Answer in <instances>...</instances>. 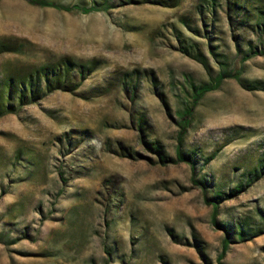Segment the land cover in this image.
Wrapping results in <instances>:
<instances>
[{
    "label": "rangeland",
    "instance_id": "obj_1",
    "mask_svg": "<svg viewBox=\"0 0 264 264\" xmlns=\"http://www.w3.org/2000/svg\"><path fill=\"white\" fill-rule=\"evenodd\" d=\"M48 1L98 9L0 0V83L74 64L0 117V264H264V0Z\"/></svg>",
    "mask_w": 264,
    "mask_h": 264
},
{
    "label": "trees",
    "instance_id": "obj_2",
    "mask_svg": "<svg viewBox=\"0 0 264 264\" xmlns=\"http://www.w3.org/2000/svg\"><path fill=\"white\" fill-rule=\"evenodd\" d=\"M28 3L44 8H53L57 11H65L72 12L78 11L83 14H89L98 9L96 5H92L91 7H80L75 5L72 8L63 7L62 5L55 3L53 1L48 0H25ZM184 0H158L157 4L163 7L176 8L182 4ZM211 4H214L216 0H208ZM151 2L150 0H143V3ZM10 52L7 47L0 44V54ZM74 69V64L69 59H62L60 63L56 66L47 65L41 68L32 69L25 74L17 77H8L0 83V117L6 114H17V112L21 109L22 106L27 104L36 103L42 95L52 93L54 91H71L73 88L71 87L70 75ZM93 70V68L91 69ZM222 75L218 77L220 80ZM207 91L206 87H200L195 89L192 97L193 100L196 101L199 97L203 95ZM197 97V98H195ZM188 112H183L182 115L186 116ZM181 130L178 134V146L176 147V161H189V156L184 153L182 150V137L184 132L186 131L185 125H179ZM158 153L159 159L164 164L165 161L175 162L172 159H168L164 157L159 149H155ZM219 195L216 198L208 199L206 197L207 202L213 201L215 204L214 208H217ZM211 200V201H210ZM214 224L216 226H220L219 223L214 218ZM223 228L226 231V225H223ZM242 236V234H241ZM227 239L223 242V251H226L228 247L227 243L229 242L228 236ZM220 264V261H219Z\"/></svg>",
    "mask_w": 264,
    "mask_h": 264
}]
</instances>
